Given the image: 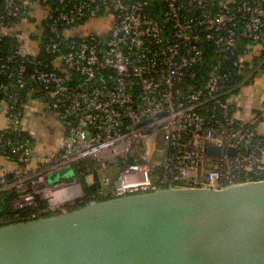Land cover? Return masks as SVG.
<instances>
[{
	"label": "built area",
	"instance_id": "obj_1",
	"mask_svg": "<svg viewBox=\"0 0 264 264\" xmlns=\"http://www.w3.org/2000/svg\"><path fill=\"white\" fill-rule=\"evenodd\" d=\"M42 1L0 2V152L16 158L0 192L17 191L14 209L68 212L80 182L47 176L86 162H119L115 197L264 180V95L238 115L240 89L264 80V0ZM47 107L62 128L54 149L8 136L35 134Z\"/></svg>",
	"mask_w": 264,
	"mask_h": 264
},
{
	"label": "water",
	"instance_id": "obj_2",
	"mask_svg": "<svg viewBox=\"0 0 264 264\" xmlns=\"http://www.w3.org/2000/svg\"><path fill=\"white\" fill-rule=\"evenodd\" d=\"M223 152L234 150L206 149ZM52 175L67 179L74 170ZM0 264H264V180L160 188L7 223Z\"/></svg>",
	"mask_w": 264,
	"mask_h": 264
},
{
	"label": "trees",
	"instance_id": "obj_3",
	"mask_svg": "<svg viewBox=\"0 0 264 264\" xmlns=\"http://www.w3.org/2000/svg\"><path fill=\"white\" fill-rule=\"evenodd\" d=\"M3 2V0H0ZM37 5H43L42 0H35ZM49 2V1H48ZM46 2V3H48ZM29 20L34 23L37 21V17L29 16ZM23 96V95H22ZM23 98V97H22ZM11 138H16L19 141H30L35 143L33 135L29 131L20 130L12 134H8ZM0 157L6 162L11 159H16L15 156L9 152H0ZM30 161V160H29ZM27 163L21 162L22 166H26ZM87 175H91L92 179L90 182L87 181ZM72 179L80 182L83 196L81 202H77L74 205H70L68 211L77 209L84 206L88 202L107 200L115 197L111 191L105 192L104 187L101 185L97 172L91 168V164H82L81 166H75V175ZM17 191L15 190H5L0 192V226L12 221L13 218H27L34 214L35 218L40 216H49L51 213H45V203L38 202L37 205L32 207H27L24 209H14L12 202L16 197Z\"/></svg>",
	"mask_w": 264,
	"mask_h": 264
},
{
	"label": "rangeland",
	"instance_id": "obj_4",
	"mask_svg": "<svg viewBox=\"0 0 264 264\" xmlns=\"http://www.w3.org/2000/svg\"><path fill=\"white\" fill-rule=\"evenodd\" d=\"M28 29H29V27H28ZM30 31L33 34H35V30H34L33 27L30 28ZM254 82H255L254 86H250V87H246V88L245 87H242L240 89V91L243 93V98L245 97L247 99H250V95L248 97V95L246 94V91L247 92H250V93H253V94H256V92H257L258 89L264 90V80H263V78L259 74H256L254 76ZM255 96H257V95H255ZM42 113H43L42 114V117L39 119L40 126L38 128V131L35 133L34 139L39 144H43V146H45V145H51L50 144V141H52L51 138H53V141L54 142L57 141V139L59 137V129L58 128L61 127V126H60V123H59V121H58L55 113L49 107H47V109L45 111H43ZM43 121H45L46 126L54 125V128H55L54 130L55 131L53 132L52 135H49L48 134L49 132L45 128L46 126L43 125ZM84 164H87V162L84 163ZM57 171L52 172L50 174V176L47 177V183L53 184L55 182H59L60 180H69V179H72L74 177L73 176V177L67 178V179H62L61 178L59 180H56L53 177L52 174L55 173V172H57ZM119 172H120L119 162H117L115 164H112V165H109V166H107V168L102 169V170H99L97 172V175H98L100 181L101 180H104L105 177H108L109 180H110L109 184L108 185H105V187H104L105 192L111 191L113 189V186L115 184V181L117 179V176H118ZM74 175H75V171H74ZM51 176H52V178L54 180H50V177ZM86 179H87L88 182H90L91 179H92V176L91 175H87Z\"/></svg>",
	"mask_w": 264,
	"mask_h": 264
},
{
	"label": "crops",
	"instance_id": "obj_5",
	"mask_svg": "<svg viewBox=\"0 0 264 264\" xmlns=\"http://www.w3.org/2000/svg\"><path fill=\"white\" fill-rule=\"evenodd\" d=\"M246 94L248 95V97L250 95V99L244 98L241 106L239 107L238 115L240 117L244 118V119H249L251 117V115L254 113V111H256V109L259 106V104L261 103V98L264 95V90L258 89L257 92H256V94H253V93H250V92H247L246 91ZM255 95H257V96H255ZM39 116H41V114H39ZM33 121H36V120H33ZM44 124L43 125L46 126V123H44ZM45 128L49 132L48 133L49 135H52L53 132L55 131L54 130L55 129L54 128V125L46 126ZM58 129H59V137H60V135L62 133V128L59 127ZM258 131L260 133H264V122L263 123H259V125H258ZM36 132L37 131L35 130V133ZM32 135H33V137H35V134H32ZM59 137H58V139H57L56 142H54L53 141V138H51V140H52V141H50V144L51 145H45V146H43V144H39L38 142H35L36 150L37 151H40V152H43V151L48 150V149H54L56 147V145H57V142L59 140ZM3 164H7V162L3 158L0 157V166L3 165Z\"/></svg>",
	"mask_w": 264,
	"mask_h": 264
},
{
	"label": "flooded vegetation",
	"instance_id": "obj_6",
	"mask_svg": "<svg viewBox=\"0 0 264 264\" xmlns=\"http://www.w3.org/2000/svg\"><path fill=\"white\" fill-rule=\"evenodd\" d=\"M35 118L37 119V123L35 122V126L33 127V129L34 130H36V131H38V128H39V126H40V122H39V119L41 118V116H39V114H37L36 116H35ZM45 123V121H43V124ZM45 125V124H44ZM35 132V131H34Z\"/></svg>",
	"mask_w": 264,
	"mask_h": 264
}]
</instances>
